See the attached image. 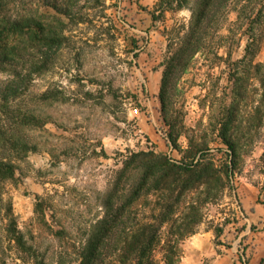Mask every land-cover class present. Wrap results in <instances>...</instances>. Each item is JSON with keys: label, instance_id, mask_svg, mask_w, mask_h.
I'll use <instances>...</instances> for the list:
<instances>
[{"label": "rangeland", "instance_id": "obj_1", "mask_svg": "<svg viewBox=\"0 0 264 264\" xmlns=\"http://www.w3.org/2000/svg\"><path fill=\"white\" fill-rule=\"evenodd\" d=\"M157 1L0 0V162L12 165L0 166V264H77L76 252L104 217L106 194L125 200L141 166H158L159 158L230 171L175 205L176 215L199 219L181 252L185 240L208 232L244 263L258 254L252 243L264 214L258 224L245 210L254 202L264 210V33L236 70L230 65L242 59L245 38L235 26L227 39L210 34L188 68L168 72L160 94L190 12L161 11ZM227 26L219 34L228 35ZM155 71L153 101L147 82ZM147 192L130 205L123 229L154 223L162 200ZM177 225L159 228L156 264ZM118 232L96 264H119Z\"/></svg>", "mask_w": 264, "mask_h": 264}, {"label": "trees", "instance_id": "obj_2", "mask_svg": "<svg viewBox=\"0 0 264 264\" xmlns=\"http://www.w3.org/2000/svg\"><path fill=\"white\" fill-rule=\"evenodd\" d=\"M154 8L161 11L187 9L190 12L188 26L179 39L178 46L173 50L172 56L165 64L160 94H162L168 72L171 69L181 71L188 68L194 55L205 48L202 45L210 34H217L222 40L227 39L232 32L230 27L235 26L238 33L245 38L246 44L242 59L230 65L232 69L236 70L243 60L253 56L264 33V0H158ZM230 12L235 15L233 21L227 17ZM225 23L228 24L225 28L228 35H221L219 34L220 30ZM258 65L255 64L254 67L257 68ZM160 103L163 104L162 98H160ZM221 139L229 149L233 150L231 139L226 138L224 133H221ZM137 155L152 156L145 152H140ZM159 160L161 161L160 166H141L139 184L131 190V194L125 200L120 201L116 191L106 194L107 198L102 202V207L105 209L104 217L98 222L97 233H91L76 252L77 264H96L101 258L106 239L116 228L119 230L116 239L121 243L116 254L119 264H156L153 255L154 247L159 243V228L166 223H170L171 227L175 224L180 225L176 226L175 232L169 230V233H173L175 238L167 239L159 264H180L182 252L179 243L183 240L185 233L190 232L189 229L199 222V219L198 217L186 218L183 215H176L174 213L175 205L180 202L185 192L206 185L212 179L221 181L222 177L226 178L230 171L218 169L211 164H202V159L187 166H173L163 158H159ZM0 166L12 165L0 162ZM126 167L128 166H124L120 172L121 176L126 173ZM148 177L152 178L153 186L151 188L147 186ZM148 189L156 191L162 200L161 210L156 215L154 223L141 225L135 223L138 225L136 230L123 229V223L128 219L126 216L132 213V210L129 209L130 205L142 197ZM115 190L119 191L118 185ZM207 194L210 196L208 192ZM116 202H120L119 205L115 206ZM190 208L195 209L193 205ZM182 225L185 226L184 231L181 230Z\"/></svg>", "mask_w": 264, "mask_h": 264}, {"label": "crops", "instance_id": "obj_3", "mask_svg": "<svg viewBox=\"0 0 264 264\" xmlns=\"http://www.w3.org/2000/svg\"><path fill=\"white\" fill-rule=\"evenodd\" d=\"M148 80L147 86L149 89V96L154 101L156 100L154 96L156 95V85L160 82V76L157 71L151 73ZM145 132L154 142L159 139V135L154 131L151 124L146 126ZM245 211L249 212L250 221L256 217V223L262 224V222H258L262 220L261 216L264 214L261 204L254 202ZM258 234L259 237L255 235V239L252 243L254 250L257 251L258 254L248 259L247 263H244L243 259L239 258L236 252L233 251L234 249L231 250V248H225L224 246L220 248L213 245L211 242V235L208 232H203L198 236H192L184 241L180 264H258L259 261L264 258V229L258 231ZM250 240L252 241V238Z\"/></svg>", "mask_w": 264, "mask_h": 264}, {"label": "built area", "instance_id": "obj_4", "mask_svg": "<svg viewBox=\"0 0 264 264\" xmlns=\"http://www.w3.org/2000/svg\"><path fill=\"white\" fill-rule=\"evenodd\" d=\"M132 113H133L134 115H136V114L138 113V109H137V108H134V109L132 110Z\"/></svg>", "mask_w": 264, "mask_h": 264}]
</instances>
